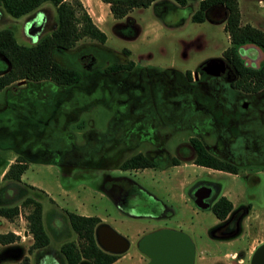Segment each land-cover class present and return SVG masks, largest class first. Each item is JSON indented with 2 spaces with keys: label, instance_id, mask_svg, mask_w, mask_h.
Instances as JSON below:
<instances>
[{
  "label": "rangeland",
  "instance_id": "374dc122",
  "mask_svg": "<svg viewBox=\"0 0 264 264\" xmlns=\"http://www.w3.org/2000/svg\"><path fill=\"white\" fill-rule=\"evenodd\" d=\"M198 1L186 0L184 6L174 0L152 2L114 18L102 0H82L92 21L104 31L105 40L98 42L84 36L70 49L52 53L55 60L79 69L80 79L66 85L48 79L17 80L0 88V183L4 182L1 169L7 158L23 155L27 167L20 179L44 189L53 199L51 202L35 189L27 191L41 203L42 224L49 237L46 247L58 246L65 235L62 231L53 233L47 224L52 216L58 229L65 227L67 219L62 209L97 215L130 244L111 264H132L129 254L135 250L133 240L153 226L145 217L154 211L151 196H164L163 173L153 168L129 172L139 186L124 181L116 203L101 191L98 183L105 171L125 173L119 167L123 159L137 151L145 153L159 142L173 153L177 141L194 135L221 159L226 157L219 156L220 151L214 146L225 145L224 151L236 160L229 161L237 165L240 175H253L261 169L260 188L264 189V154H251L264 152V89L260 91L262 96L255 95L259 98L255 101L258 107L247 108L250 116L243 114L232 125L231 119L217 117L227 112L234 116L235 110L221 109L233 103L238 106L243 96L213 69L200 72L207 70L211 59H220L229 42L218 11L208 12L202 22L190 20ZM248 11L247 20L264 30V0H253ZM56 20L55 5L49 0L19 16L0 6V28L11 29L21 44L35 43L55 27ZM130 26L134 30L128 33ZM245 48L258 54L254 48ZM238 51L243 54L240 48ZM259 51L254 65L264 58V52ZM129 60V69L105 70L109 62ZM197 72L200 77L195 82L192 76ZM235 93H239L238 97ZM252 156L258 159H251ZM230 183L240 184L234 180ZM5 193L1 191L0 196ZM18 207L19 213L11 220L18 227L26 226L24 215L30 206ZM253 210L258 211L255 207ZM11 220L0 216V230ZM261 223L264 225L263 216ZM17 234L25 251L26 238L21 230ZM18 238L14 246L21 250H0V264L19 262L23 248ZM68 239L75 240V234L71 233ZM59 255L58 249V253H42L36 258L30 253L29 257L32 264H61Z\"/></svg>",
  "mask_w": 264,
  "mask_h": 264
},
{
  "label": "flooded vegetation",
  "instance_id": "af4514ba",
  "mask_svg": "<svg viewBox=\"0 0 264 264\" xmlns=\"http://www.w3.org/2000/svg\"><path fill=\"white\" fill-rule=\"evenodd\" d=\"M242 47L243 54L240 55L244 61L245 58L249 59L245 63L255 64V59L260 54L258 49L255 48L258 54H253L245 46ZM219 58L211 59L210 64L207 63V70L202 69L200 72L213 69L217 76L222 75L226 83L233 87L234 69L222 54ZM200 72L195 73L194 78L192 76L195 82L198 81ZM179 76L181 74L177 75L178 78ZM263 89L264 87L249 91L239 89L243 92V99L238 106L233 103L221 109V112L235 110L234 116L227 112L226 115L223 113L217 117L225 121L231 119L229 121L232 125L243 114L250 116L247 108L258 107L259 104L255 101L262 96L260 91ZM235 94L238 97L239 93ZM251 97H254L253 101ZM211 107L210 110L215 112ZM192 136L194 135L177 141L173 153L167 152L162 142L153 145L143 153L149 162L147 166L120 168L125 173L110 174L105 171L101 174V191L116 203L121 197L124 181L139 186L128 175L129 172L153 168L163 173L164 196L159 199L154 194L151 196L154 201H151L153 203L150 206L154 211L145 217L151 220L153 226L141 231L133 240L135 250L129 254L131 263L153 264L154 254L161 242L163 264H264V225L261 223V217H264V189L260 188L263 183L261 169L254 172L255 178L250 173L240 175L237 165L232 162V155H227L225 145L220 146L218 143L214 147L220 151L217 152L219 156L226 157L222 160L228 162V166L218 168L195 163L194 158L200 157L192 150L189 141ZM188 147L191 149L189 152ZM251 154L259 156L264 152L253 151ZM258 156H252L251 159H258ZM192 165L195 167H191ZM231 180L240 182L239 186L232 185ZM254 207L258 211H254ZM113 232L106 222H99L94 227L97 244L103 250L121 256L130 244L126 237ZM159 232H162L160 240L157 237ZM59 258L61 260L60 255Z\"/></svg>",
  "mask_w": 264,
  "mask_h": 264
},
{
  "label": "trees",
  "instance_id": "16d2710c",
  "mask_svg": "<svg viewBox=\"0 0 264 264\" xmlns=\"http://www.w3.org/2000/svg\"><path fill=\"white\" fill-rule=\"evenodd\" d=\"M42 1L45 0H0V6L9 14L19 16L35 9ZM49 1L55 5L56 25L35 43L21 44L17 42L11 29L0 28V88L20 79H48L58 84H71L80 79V70L55 60L52 53L70 49L78 39L84 36L98 42L105 40L104 31L92 21L80 0ZM102 1L108 4L114 18H121L134 7H144L152 2L155 4L162 0L158 2H154V0ZM174 2L180 6L186 4V0H174ZM213 10L219 12L223 30L228 38L229 44L222 49L221 54L234 69L235 78L232 86L244 91L263 88L264 58L258 65L247 64L238 48L241 51L244 44L250 43L264 52V30L248 22L240 23L237 0H199L197 8L190 14V20L202 22L207 19L208 12ZM132 30L134 28L130 26L127 32L131 33ZM248 47L254 48L253 46ZM131 65L132 61L130 60L109 62L105 66V70L129 69ZM186 72L190 74L189 70ZM189 141L193 152L200 157L194 158L195 163L218 168L228 166V162L209 152L195 136L190 137ZM147 165H149L147 157L141 152H136L123 159L119 167L124 169ZM26 167L27 161L23 155H16L3 171L1 179L4 182L0 183V190L6 193L4 197L0 196V216L11 220L19 213V204L30 206L24 215L26 229L32 236V242L28 245L27 251L32 252L34 249L36 258L37 254L47 249L49 237L42 224L41 203L38 199L27 194V191L31 188L38 190L43 195H46V192L20 179V175ZM48 199L51 200L50 197ZM61 211L67 219L69 229L75 234V240H65L59 246L62 264H79L82 260H88L92 264H108L118 256L103 250L97 244L94 227L100 220L98 216L80 214L66 209ZM53 215H55L54 212ZM47 224L49 227V222ZM17 238L18 235L11 230L0 232V244L16 241ZM18 248L12 246L5 250L13 252ZM16 264L31 263L27 255H21Z\"/></svg>",
  "mask_w": 264,
  "mask_h": 264
},
{
  "label": "crops",
  "instance_id": "0c3cea01",
  "mask_svg": "<svg viewBox=\"0 0 264 264\" xmlns=\"http://www.w3.org/2000/svg\"><path fill=\"white\" fill-rule=\"evenodd\" d=\"M82 1V0H81ZM252 1L253 0H237V2H238V8H239V14H240V23H245V22H248V23H250L248 20H247V17H248V13H249V11L247 12V10H249V5L252 3ZM257 1V3H262V0H256ZM106 3V2H105ZM85 4V3H84ZM251 24V23H250ZM100 28V27H99ZM245 45H247V46H253L254 48H256V49H258V51L260 50L256 45H253V44H250V43H246V44H244L243 46H245ZM261 51H259V53H260ZM259 56H260V54H259ZM14 159V156H10V157H8L7 158V160H6V163L4 164V166L2 167V169H1V173H3V171L5 170V168L7 167V165H8V163H10L12 160ZM44 190V189H43ZM45 191V190H44ZM46 192V191H45ZM46 195L48 196V197H50V199L51 200H53L52 199V197L51 196H49L48 195V193L46 192ZM50 200V201H51ZM71 211V210H70ZM74 212V211H73ZM81 214V213H80ZM97 216V215H96ZM2 217V216H1ZM99 217V216H98ZM53 217L51 216L50 217V219H49V227H48V229L50 230V231H52L53 233L54 232H57V231H62L63 233L62 234H65L64 236H63V238L61 237L60 238V243L58 244V246H57V244L54 246V248H50V247H47V249H45V251H42V252H40L39 254H37L36 255V257L37 256H39L40 254H42V253H44L45 255L46 254H48L49 252H51L52 254L53 253H58V249H59V246H60V244L63 242V241H65V240H69L68 239V237H69V235L71 234V233H73L70 229H69V227H68V225L66 224V226L65 227H63V228H60V229H58V227H56L55 226V222L53 221ZM99 222H105V221H103L102 220V218H100L99 217ZM26 222V221H25ZM98 222V223H99ZM14 223V221H9L8 223H7V226H6V228H4L3 230H0V232H4V231H7V230H11L12 232H14V233H18V231H22V235H24V237L26 238L25 239V241H27L26 243V245H25V251H24V247H23V243H22V240L21 239H19L18 238V240H19V243L18 244H20V246L23 248V251H20V253H21V255H27L28 256V258H29V260H30V257H29V254L30 253H32L33 254V257H34V253H35V250L33 249L32 250V252H28L27 251V247H28V245L32 242V236H31V233L26 229V226L24 225V226H21V227H18L16 224H13ZM107 223V222H106ZM26 224V223H25ZM108 224V223H107ZM109 226H110V224H108ZM111 227V229H112V231H114L115 233H119V232H117L114 228H112V226H110ZM25 230H26V232H25ZM62 234H60V235H62ZM74 234V233H73ZM120 234V233H119ZM18 235V234H17ZM53 235V234H52ZM122 235V234H121ZM123 236V235H122ZM56 237V236H55ZM123 237H125V236H123ZM14 242L15 241H13V242H10V243H7V244H0V250H5L6 248H11L12 246H14ZM19 249L21 250V248L19 247ZM51 250H54V252L53 251H51ZM119 257V255L113 260V261H111L110 263H108V264H111L112 262H114V261H116V259ZM30 263H31V261H30ZM32 264V263H31ZM61 264H62V260H61ZM79 264H92L90 261H88V260H82Z\"/></svg>",
  "mask_w": 264,
  "mask_h": 264
},
{
  "label": "water",
  "instance_id": "95a60500",
  "mask_svg": "<svg viewBox=\"0 0 264 264\" xmlns=\"http://www.w3.org/2000/svg\"><path fill=\"white\" fill-rule=\"evenodd\" d=\"M32 24V23H31ZM29 25L28 27L31 28L32 25ZM23 79H20L18 82H22ZM114 233V232H113ZM161 236H162V232H159L157 234V237L158 239L160 240L161 239ZM159 246V249L157 250L156 254H154V257H153V264H163V254H162V251H161V242H160V245Z\"/></svg>",
  "mask_w": 264,
  "mask_h": 264
},
{
  "label": "built area",
  "instance_id": "2783aa9c",
  "mask_svg": "<svg viewBox=\"0 0 264 264\" xmlns=\"http://www.w3.org/2000/svg\"><path fill=\"white\" fill-rule=\"evenodd\" d=\"M25 232H26V230H25ZM24 236V235H23Z\"/></svg>",
  "mask_w": 264,
  "mask_h": 264
}]
</instances>
